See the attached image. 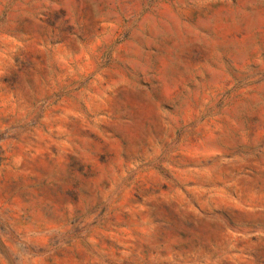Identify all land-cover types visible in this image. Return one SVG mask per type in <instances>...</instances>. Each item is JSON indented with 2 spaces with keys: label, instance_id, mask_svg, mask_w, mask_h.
I'll use <instances>...</instances> for the list:
<instances>
[{
  "label": "rangeland",
  "instance_id": "obj_1",
  "mask_svg": "<svg viewBox=\"0 0 264 264\" xmlns=\"http://www.w3.org/2000/svg\"><path fill=\"white\" fill-rule=\"evenodd\" d=\"M0 264H264V0H0Z\"/></svg>",
  "mask_w": 264,
  "mask_h": 264
}]
</instances>
